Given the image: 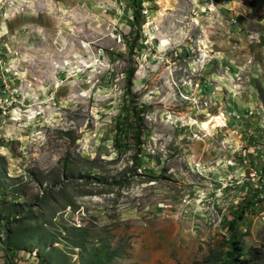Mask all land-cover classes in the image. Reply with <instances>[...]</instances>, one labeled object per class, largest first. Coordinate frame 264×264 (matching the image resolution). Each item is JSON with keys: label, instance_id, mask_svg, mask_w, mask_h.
I'll use <instances>...</instances> for the list:
<instances>
[{"label": "rangeland", "instance_id": "obj_1", "mask_svg": "<svg viewBox=\"0 0 264 264\" xmlns=\"http://www.w3.org/2000/svg\"><path fill=\"white\" fill-rule=\"evenodd\" d=\"M134 1L0 0V264H264V0Z\"/></svg>", "mask_w": 264, "mask_h": 264}, {"label": "trees", "instance_id": "obj_2", "mask_svg": "<svg viewBox=\"0 0 264 264\" xmlns=\"http://www.w3.org/2000/svg\"><path fill=\"white\" fill-rule=\"evenodd\" d=\"M141 9H142V1L141 0H135L134 1V5H133V19H134L135 24H137V25L141 24V20H142ZM135 44H138V42L137 43L136 42H131L132 48L134 47ZM131 76H132V73L130 72L128 74V78H131ZM121 141H122V139L118 138V142H121ZM252 205H254V203H248V208H251ZM246 212H247L246 209L242 210L239 213V215L237 216L236 220H238V222H240V220H242L244 218ZM238 227H239V224L237 222L231 223V229L232 230L234 229L235 232L238 231ZM235 232L232 233L233 234V238L236 237ZM231 248H232V251L227 253L226 260H232V262H233L232 264H236L235 260L232 258L234 247L231 246ZM7 250L9 251L10 255H14V251H13L14 249H12L10 247H7Z\"/></svg>", "mask_w": 264, "mask_h": 264}]
</instances>
